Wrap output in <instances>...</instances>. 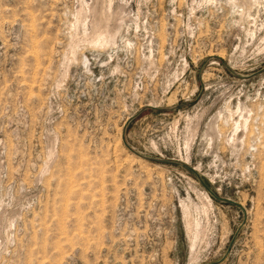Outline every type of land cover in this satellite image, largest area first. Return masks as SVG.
Listing matches in <instances>:
<instances>
[{
  "label": "rangeland",
  "instance_id": "374dc122",
  "mask_svg": "<svg viewBox=\"0 0 264 264\" xmlns=\"http://www.w3.org/2000/svg\"><path fill=\"white\" fill-rule=\"evenodd\" d=\"M211 263L264 264V0H0V264Z\"/></svg>",
  "mask_w": 264,
  "mask_h": 264
},
{
  "label": "bare ground",
  "instance_id": "6f19581e",
  "mask_svg": "<svg viewBox=\"0 0 264 264\" xmlns=\"http://www.w3.org/2000/svg\"><path fill=\"white\" fill-rule=\"evenodd\" d=\"M100 16H101L100 18L103 19L104 14L101 13ZM99 27L101 28L102 26L100 25ZM94 28L96 29V27H94ZM103 28H104V26H103ZM238 109L239 110H242L241 107H238ZM243 109H245V108H243ZM238 119H239L238 121L234 122L236 126H235L234 131H233V136L236 134V132L238 133V128L240 127V125H242L244 129H246L247 126H248V121L250 120L249 119V115L247 114V112H246V114H244V113L241 112L240 115H239V117H238ZM185 162H187V161H185Z\"/></svg>",
  "mask_w": 264,
  "mask_h": 264
},
{
  "label": "water",
  "instance_id": "95a60500",
  "mask_svg": "<svg viewBox=\"0 0 264 264\" xmlns=\"http://www.w3.org/2000/svg\"><path fill=\"white\" fill-rule=\"evenodd\" d=\"M139 156H141V157H143V158H146V159H152V158H150V157H147V156H145V155H141V154H139V153H137ZM155 160H158V159H155ZM173 161H175V162H178V163H180V164H182V165H185V163H183V162H180V161H178V160H173ZM193 172H195V169H193V168H190ZM198 178H199V180L201 181V183H203V185L205 186V188L211 193V195H213L215 198H217V199H220V200H222V201H224V202H232V203H234L233 201H231L230 199H224V198H220V197H218L205 183H204V181L202 180V178L198 175ZM211 264H214V263H211Z\"/></svg>",
  "mask_w": 264,
  "mask_h": 264
}]
</instances>
